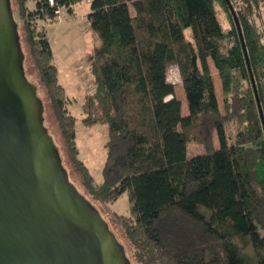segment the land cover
I'll return each instance as SVG.
<instances>
[{"label":"trees","instance_id":"obj_1","mask_svg":"<svg viewBox=\"0 0 264 264\" xmlns=\"http://www.w3.org/2000/svg\"><path fill=\"white\" fill-rule=\"evenodd\" d=\"M9 1L84 194L112 202L127 193L129 213L114 218L135 263L264 264V33L256 23L264 0L231 5L240 33L225 0H88L94 87L80 121L107 126L99 183L79 157L75 117L39 25L81 0H33L32 8L14 0L15 9ZM172 65L184 114L167 78ZM189 141L203 152L187 156Z\"/></svg>","mask_w":264,"mask_h":264},{"label":"water","instance_id":"obj_2","mask_svg":"<svg viewBox=\"0 0 264 264\" xmlns=\"http://www.w3.org/2000/svg\"><path fill=\"white\" fill-rule=\"evenodd\" d=\"M0 264H131L62 163L9 0H0Z\"/></svg>","mask_w":264,"mask_h":264},{"label":"rangeland","instance_id":"obj_3","mask_svg":"<svg viewBox=\"0 0 264 264\" xmlns=\"http://www.w3.org/2000/svg\"><path fill=\"white\" fill-rule=\"evenodd\" d=\"M12 6L15 9L16 4L14 0ZM230 4L237 9V1L229 0ZM29 7L34 6L33 0H28ZM89 1L81 0L73 5V11L68 13L64 8L59 10L60 19L55 21H48L45 24H39L40 29L52 41V51L54 56V64L58 69L60 83L65 88L67 96V109L75 117V140L77 143L79 157L83 163L88 167L95 183H99L102 179L101 168L105 157V142L107 139V126L105 124H96L93 126H86L81 123L82 117V101L83 95L92 91L94 87L93 78L88 69V62L90 60L94 41L86 14L89 12ZM216 16L223 28L229 26V21L226 12L218 4H215ZM262 19H257L256 23L262 28L264 33V13L262 12ZM41 23V22H40ZM21 34V26L19 27ZM184 32H188L185 29ZM23 52V68L27 79L37 86V93L43 105L44 124L55 140L58 152L64 166L67 168L71 181L84 194L86 193L81 184L78 173L74 170L69 162L68 156L62 143L61 136L58 131L53 114L49 108L48 101L45 97L43 87L39 81L37 72L32 64L28 50L24 42H22ZM212 64H210L211 66ZM213 69L212 77L216 89L217 100L219 107L222 109V98L220 92V80L217 72ZM167 78L174 87V93L181 101V113L186 112V98L181 84L178 68L172 65L167 69ZM234 126L227 125V133L232 135ZM214 146H218L216 135L213 134ZM187 156H192L203 152L202 145L196 144L192 141L187 142L186 146ZM86 196V194H84ZM86 198H88L86 196ZM89 199V198H88ZM94 208L105 218L112 230L117 235V238L125 245L126 252L131 258L132 264H136L132 258L129 245L123 235L122 229L114 218V213L128 214L129 204L127 193H122L116 200L112 202H101L89 199Z\"/></svg>","mask_w":264,"mask_h":264},{"label":"crops","instance_id":"obj_4","mask_svg":"<svg viewBox=\"0 0 264 264\" xmlns=\"http://www.w3.org/2000/svg\"><path fill=\"white\" fill-rule=\"evenodd\" d=\"M48 21H41V23L40 24H45V23H47ZM47 36V35H46ZM47 38H48V40H49V42H50V44H51V48H52V41L49 39V37L47 36ZM52 55H53V51H52ZM53 63H54V56H53ZM57 68V67H56ZM58 70V69H57ZM58 78H59V75H58ZM59 82H60V80H59ZM64 90H65V88H64ZM84 96V95H83ZM93 126V125H92Z\"/></svg>","mask_w":264,"mask_h":264},{"label":"built area","instance_id":"obj_5","mask_svg":"<svg viewBox=\"0 0 264 264\" xmlns=\"http://www.w3.org/2000/svg\"><path fill=\"white\" fill-rule=\"evenodd\" d=\"M60 10V9H59ZM59 10H57V17L58 19H60V14H59Z\"/></svg>","mask_w":264,"mask_h":264}]
</instances>
